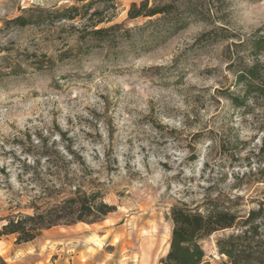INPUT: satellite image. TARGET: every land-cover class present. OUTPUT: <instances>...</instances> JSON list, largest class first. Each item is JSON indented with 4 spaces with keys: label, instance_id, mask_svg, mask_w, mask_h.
<instances>
[{
    "label": "rangeland",
    "instance_id": "obj_1",
    "mask_svg": "<svg viewBox=\"0 0 264 264\" xmlns=\"http://www.w3.org/2000/svg\"><path fill=\"white\" fill-rule=\"evenodd\" d=\"M142 1L116 0L99 27L116 26L99 35L79 19L0 31V218L19 203L32 212L40 182L56 181L46 150L54 160L66 147L69 178L117 208L28 243L1 238L8 264H161L173 204L264 201V106L229 97L242 93L231 64L249 54L234 43L264 34V0H148L171 12L130 19ZM66 2L0 0V28L24 8ZM229 232L204 241L210 264H227L216 240Z\"/></svg>",
    "mask_w": 264,
    "mask_h": 264
},
{
    "label": "trees",
    "instance_id": "obj_2",
    "mask_svg": "<svg viewBox=\"0 0 264 264\" xmlns=\"http://www.w3.org/2000/svg\"><path fill=\"white\" fill-rule=\"evenodd\" d=\"M148 4V0H144L138 8L137 3H133L128 12L129 18L156 15L165 18L171 12L170 5L149 7ZM117 10L116 0H68L52 10L24 8L22 14L5 20L0 31L11 27L26 28L47 21L79 19L99 35L114 29L116 25H99L111 22ZM261 31L257 30L248 38L234 43L237 47H245L249 53L246 62L244 57L237 56L231 64L235 83L242 86L241 94H229L237 107L249 103L264 106V34H260ZM223 37L228 38V35ZM45 153L48 169L55 168V180L59 184L55 181L53 188H49L40 182V188H35L36 193L25 206L32 210L31 213L22 211L19 203L17 211L12 210L1 217L0 239L15 236L16 243H28L53 227L97 223L116 211V206L105 200L101 189H86L69 178L67 163L74 160L67 161L65 154H76L72 148H55L54 160H51L50 150ZM77 156L75 161L84 166L82 156ZM240 199L237 197L236 201ZM229 200L230 204L223 202L220 196H207L201 206L191 207L184 201L173 204L170 210L173 221L170 247L161 264H210L204 241L220 231H230L216 240L218 253L228 258L227 264H264V201L254 208L245 209L238 202ZM0 264H8L1 254Z\"/></svg>",
    "mask_w": 264,
    "mask_h": 264
}]
</instances>
